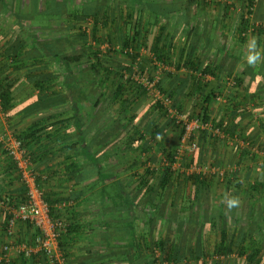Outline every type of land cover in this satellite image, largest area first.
<instances>
[{
    "label": "crops",
    "instance_id": "0c3cea01",
    "mask_svg": "<svg viewBox=\"0 0 264 264\" xmlns=\"http://www.w3.org/2000/svg\"><path fill=\"white\" fill-rule=\"evenodd\" d=\"M11 1L0 0V14L8 19L6 25L0 24V89L10 88L12 100L6 114L15 112L17 116L10 122L3 112L0 125L10 131H24L32 123L42 122L37 114L25 119L23 112L17 110L24 101L40 95L38 89L28 84L29 73L35 71V75L52 78L45 92L54 99L61 95L78 97L81 89L65 87V81L74 84L75 77L61 65L62 53L68 50H63L61 42L57 41L60 36L47 42L42 27H30L25 20L39 13H52L54 20L65 15L80 18L79 10L84 4L97 2L99 15L104 17V25L99 30L101 38L119 42L127 35L123 22L130 12L129 6L133 5L129 2L134 0H84L80 7L73 9L65 4L68 0H13L10 7ZM148 1L170 5L177 0ZM211 1L180 0L184 4L182 12L160 19L155 16L157 22L152 21L154 16L149 17L151 14L147 11L145 29L153 35H163L160 49L169 57L164 63H169L171 71L160 77V83L182 108L201 113L202 100L207 95H216L207 105L208 115L225 129L227 137L235 139V143L213 137V142L200 139V148L212 156L211 165L221 166L229 175L239 178L238 202L234 206L227 203L228 188L220 182L201 186L190 181L183 173L182 164L172 165L173 178L161 189L158 174L169 164L166 157L161 156L165 153L162 150H173L179 143L174 123L168 120L173 124V131L164 116L149 105L136 109L137 106H133L138 100H133L134 104L129 107L138 115L131 123L116 104L105 110L102 119L108 123V119L116 121L114 130L120 127L116 138L110 141L107 122H101L93 132L90 129L94 113L101 109L92 106L90 99L96 88L90 81L91 84L84 86V95L90 99L70 107L73 113L66 117L71 116V122L66 129L59 126V137L51 142L56 149L77 144V150L70 156L78 168L69 173L65 171V154L36 164L37 169L45 173L42 177L50 179L45 192L53 198L73 202L70 208L60 211L70 224L69 233L58 243L63 264H264V0H254L249 14L251 30L244 41L240 39L241 19L243 11L249 8V0ZM110 4L114 7H109ZM122 4L125 9L120 8ZM86 22L89 27L85 31L90 34L94 22L92 19ZM259 28H262L260 33ZM15 37L17 40L13 42ZM77 39V35L69 37L68 52L80 51L82 43ZM106 46L108 43L100 47L104 53ZM21 51L19 60H14L13 56L20 55ZM151 54L140 49V55L151 59ZM106 61V67L120 70L131 64L127 59ZM187 61L194 63V69L207 68L209 72L202 76L201 70L184 67ZM144 62L148 63L144 59L138 64L147 66ZM177 65L181 67L178 69ZM87 77H92L90 72ZM234 79L238 85L228 88ZM116 83L117 80H111L103 91L112 94ZM126 93L130 98L141 95L132 88ZM74 115L82 116L84 123L74 120ZM154 126L158 127V132L151 135ZM100 129L97 140L93 134ZM141 136H144L143 141H140ZM141 144L148 146L147 155L146 151L140 152ZM98 146L100 150L96 152ZM81 147L87 151L85 155L80 153ZM110 148L115 149L114 154L110 153ZM157 150H161L158 156ZM204 153L196 157L199 163L210 165L209 160L203 162ZM93 159L101 167L95 165ZM187 165L194 167L190 161ZM11 171L9 160L0 152V201L19 200L22 184ZM2 222L0 215V224ZM19 226L23 237L18 241H22L33 230L29 231L23 224ZM22 259L13 254L11 264H45L40 257Z\"/></svg>",
    "mask_w": 264,
    "mask_h": 264
},
{
    "label": "trees",
    "instance_id": "16d2710c",
    "mask_svg": "<svg viewBox=\"0 0 264 264\" xmlns=\"http://www.w3.org/2000/svg\"><path fill=\"white\" fill-rule=\"evenodd\" d=\"M205 1V0H204ZM248 1V0H247ZM212 2V1H211ZM10 7L13 5L14 1L12 0L9 2ZM129 14L126 20L123 22L124 26L126 29H128L127 35L124 40H121L120 45L118 43H115L113 39H109L104 41L100 34V26L104 25L103 19L104 17L99 15V10L100 6L96 3L88 4L85 5L79 10V13L81 14L80 18H77L79 22H86L87 19H92L93 20V28L91 33H87L82 27L79 30V34L77 35V42L82 43L80 51L73 53L71 52H63L62 55L63 57L61 58V65L65 67L66 69H69V71H72L74 78V84L69 83V81H65V87L69 90H72L74 87H78L80 89V93L78 97H75L74 95H71L69 98L64 97L61 95L60 97L51 98L47 91L49 90V86L51 85L52 78H49V76L43 77L41 75H35V71L32 73H29L28 75V84L32 85L35 89H38L40 92V95L31 97L30 99L24 101L17 110L22 111L25 119L35 117V114L41 117L42 122H34L30 126H28L24 131L14 129V134L22 140L23 146L26 149L28 155L31 158V161L33 163V166L36 170V172L39 175L38 178V184L39 186L45 190L48 189V184L50 179L47 177L44 179L42 177L43 174L37 169V165L39 162L43 163L44 161L52 158H59L61 157V154H65V159H66V165H65V171L68 173L70 171L76 170L77 164L74 161H71V156L70 153L73 151H76L78 148L77 144H71V145H64L61 147H53L51 142H53L54 139H57L59 135L57 134L58 132V127L61 126L63 128H67L69 123L71 122V116L66 117L73 113V110L70 108L75 105H82L81 102L83 101H88L90 99V96H85L84 95V86L88 84H93V88H96L94 96L90 99L92 101V106L96 109H99L96 113L93 115V121H92V126L90 129H92V132L95 131L98 127H100V124L102 122V119L105 116V110L107 108H111L115 106L116 104H119L121 110V114H126V116L129 118V122L132 123L133 120H136L138 115L133 114L129 109L130 106L134 104L133 100H138V103H135L136 109L144 104V100L141 99V96L144 97L146 96V92L138 85L131 81H125L123 79V72L124 71H129L130 67L134 64L135 61H137V58L139 57L140 54V49L144 48L148 52H151L154 54V56L157 57L158 60L162 62H167L169 57H166L164 54L161 53V43L163 42V35L161 34L160 36L153 35L152 33H149L148 30L145 29V24L147 23L148 19H145V16H149V14H146L147 11L150 12V16L152 17V21L157 22V19L155 16H159L160 18H165L170 15H176L180 12H182L184 4L180 2V0L175 1L173 4L166 5L163 1L158 2V1H143V0H134L129 2ZM206 3H208L206 1ZM254 3V0H249V8L247 9V13L251 14V7ZM197 4H200V1L197 2ZM210 4V3H209ZM136 11V12H135ZM150 20V18H149ZM249 25H250V19H247L245 15H242L241 19V26L243 27L241 33H240V39L241 41L245 40V37L242 36V34H246L247 31L249 30ZM21 31H23V25L21 26ZM262 30V28H259L257 30L259 33ZM82 41H81V40ZM17 40V37L14 38L15 42ZM19 40V39H18ZM12 42V43H13ZM91 42V44H90ZM22 43V42H21ZM108 43V49H106V52L104 53L100 47ZM116 47H120L118 50ZM125 49H132L133 54L127 55L129 60L131 61L130 65L127 66V69H122L120 68H111V67H106V60H119L118 57L119 55L123 54V51ZM50 53L51 50H50ZM71 53V54H70ZM22 51L20 52V55H14L13 59L14 60H19V57L22 55ZM58 55H55L57 57ZM31 58V57H30ZM25 63L27 62V59L24 58L23 60ZM181 65H177V68L179 69ZM186 68H196L194 66V63L192 61H187L184 65ZM88 69V70H87ZM198 70L200 74L203 76L206 73L209 72L207 68L203 69H194ZM88 72L92 75L91 78L87 77ZM32 74V75H31ZM86 78V79H85ZM72 79V78H71ZM111 80H117V85L116 88L113 89L112 94H107L103 90L107 89V86L105 85L111 83ZM91 81V82H90ZM64 82V83H65ZM234 87L238 85V81L234 79ZM92 86V85H91ZM161 86V83H160ZM83 87V88H82ZM1 88V87H0ZM136 89L137 93L141 94L138 95L139 98H130L127 96L128 90ZM8 87L0 89V99L2 101V110L5 112V115L8 118V121L13 122L15 116H17V113H8L6 114V110L10 107V102L12 100V97H10ZM166 93L173 97V95L169 94L167 91ZM57 95V94H56ZM71 98V99H70ZM216 95H207L202 101L204 105L202 106L201 109V115L197 117H201L205 121H212L215 126L220 127L222 129V132H225V129H223L220 125H217L216 123L211 120L210 116L208 115V107L207 105L211 102L212 99H216ZM71 100V103H70ZM159 105V104H158ZM157 107L159 108V106ZM162 109V107L160 108ZM126 110V111H125ZM163 111V110H162ZM72 115V114H71ZM164 116V115H163ZM192 118V117H191ZM108 119V118H107ZM52 120H56L55 123H53ZM74 120L78 121L80 124L84 123V118L82 116L74 115ZM105 120V119H104ZM109 123L105 120L102 123H106L108 126V129L110 130V141H112L114 138H116L117 134L120 132V127L117 130H114V124L117 122L112 121V119H108ZM52 121V123H51ZM155 129L152 131L151 135H154L158 131V127L154 126ZM224 130V131H223ZM56 132V133H55ZM100 132L101 129L93 134V138H98L100 137ZM227 132V131H226ZM60 133V132H59ZM84 136V135H83ZM144 140V136H141L140 141ZM49 142V143H48ZM47 143L48 145L44 146L43 144ZM115 148V147H113ZM111 150L110 148V153L114 154L115 149ZM200 148V145H199ZM202 148V147H201ZM198 149V156L203 155L204 151L202 149ZM177 148L175 147L173 150H171L167 155L166 159L168 161V166L161 168L160 173L158 174V178H161L160 182L158 183V186L161 187V189H164L171 181L174 175V170L172 169V165L175 163L174 155H175V150ZM80 153L83 155L86 154V150L84 147H81ZM100 150V147L98 146V149H96V152ZM120 150V149H119ZM114 151V152H112ZM143 151H147L146 147L141 144L140 145V152L143 153ZM0 152L5 155V157L9 160V165L12 167L11 175L16 176L19 178V173L15 167L14 162L11 160V158L6 154V152L2 149V146L0 145ZM95 155V153H94ZM92 162L97 165L98 167H101L100 163L95 161L94 159ZM40 163V165H41ZM199 163V160L198 162ZM170 165V166H169ZM217 166V165H216ZM116 168V167H114ZM113 168V169H114ZM111 169V168H110ZM176 172V171H175ZM188 178L190 181H193L196 185H213L216 184V182H220L219 184H224L228 188V197H227V203H231L233 206L235 203L238 202L239 200V193H240V187L241 183L239 181V178L236 176H231L227 174L226 178L224 181H217V179L206 177L200 174H193L191 176H185ZM84 180V179H82ZM143 185V184H142ZM45 198L50 204L51 208V214L55 215L58 214V216L62 217V214L60 212H57L55 210L54 206L56 203H59L62 201L60 197L58 198H53V195L45 192ZM3 200H11L13 202L21 203L26 200V188L22 186L19 190V200H14L12 198L8 199H3ZM133 198L131 199V201ZM2 214L3 216V223L4 227L7 225V220H8V215L7 212L3 211L0 209V215ZM29 231H32V227L29 225L27 226ZM70 231V227L68 228V231L66 234H64L60 240L66 236ZM38 230H35L33 232H30L31 238L29 239V244L33 242V237L34 234L38 233ZM161 247V246H160ZM37 257H40L42 259V262L45 264H50L48 259L43 255V253H39L37 255H34L32 260H36ZM24 259V257H22ZM22 259V260H23ZM162 261L164 259H161ZM24 261V260H23ZM11 264V262H10ZM15 264V263H12Z\"/></svg>",
    "mask_w": 264,
    "mask_h": 264
},
{
    "label": "built area",
    "instance_id": "2783aa9c",
    "mask_svg": "<svg viewBox=\"0 0 264 264\" xmlns=\"http://www.w3.org/2000/svg\"><path fill=\"white\" fill-rule=\"evenodd\" d=\"M243 14L247 19L250 18L246 11ZM251 24L249 30H251ZM247 31V33H248ZM247 33L242 34L247 37ZM109 46H106L108 49ZM118 50L120 47H116ZM123 53L127 56L133 54L132 49H125ZM152 56V57H151ZM154 64L159 72L168 70L170 67L164 62L159 61L154 54H151ZM137 61L131 66L130 71H124L122 76L125 81H131L140 86L147 95L151 96L164 110L166 118L174 123L179 134V146L174 155L175 163L186 154H193L199 149L200 136L208 134L212 137L227 139V142L235 143V139L227 137L221 128L215 126L212 121H205L201 117L189 118L181 113L174 101L160 86V74L147 77L140 72L139 62ZM235 82L233 81V86ZM4 116L2 110V101L0 99V118ZM246 146V143H244ZM0 145L6 154L14 162L19 173L20 182L26 188V200L21 203L11 200L0 201V209L7 212L8 220L5 235L8 239H14L16 229L20 224L31 226L32 230L39 232L34 234L33 242H6L0 251V264H10L11 255L32 259L34 255L43 253L50 264H63L64 259L59 255L58 243L60 238L67 233L70 224L58 214H51V206L45 198V191L38 184L39 175L36 172L30 156L20 140L13 131L6 130L0 134ZM248 146V145H247ZM181 165V164H180ZM179 167V165H178ZM186 176L200 174L206 177L224 181L228 172L220 166L203 165L199 167H191L183 171ZM72 201H60L54 208L57 212L70 208Z\"/></svg>",
    "mask_w": 264,
    "mask_h": 264
},
{
    "label": "rangeland",
    "instance_id": "374dc122",
    "mask_svg": "<svg viewBox=\"0 0 264 264\" xmlns=\"http://www.w3.org/2000/svg\"><path fill=\"white\" fill-rule=\"evenodd\" d=\"M69 2H65V4H67L68 3V6H69V8L70 9H73L74 7H80L81 6V1H83L84 2V0H68ZM213 1V0H212ZM210 3V2H209ZM28 4V3H27ZM83 4V3H82ZM29 5V4H28ZM110 6H112V7H114V5L113 4H110L109 5V7ZM8 7V6H7ZM116 8H117V6H116ZM121 9L122 8H124L125 9V4H122L121 5V7H120ZM111 9V8H110ZM119 9V8H118ZM112 10V9H111ZM117 12V11H116ZM52 14V13H51ZM51 14H44V13H39V14H35V16H33L32 18H30V19H27V20H25L26 21V24H29L28 26H30V27H32V26H40V27H42V30L44 31V39H45V41H47L48 42V40H50L51 41V39L53 38V37H56V36H60L59 38H60V40H57V41H59V42H61V47H62V49L64 50V49H66L67 48V50L69 51V46H71L70 44H71V42L69 41V37H71V36H75V35H78L79 34V30H80V28L82 27L84 30L85 29H88V23L87 22H79L78 21V19L77 18H70V17H68L67 15H65L64 17H61L60 19H56V20H54L52 17H51ZM250 20H251V18H249ZM7 18H5V15L4 14H0V24H2V25H4L5 23H7ZM254 21H255V19H253ZM6 25V24H5ZM88 26V27H87ZM7 27H9L8 26V24H7ZM0 34H1V32H0ZM250 36V35H249ZM81 40V39H80ZM76 41H78V40H76ZM82 41V40H81ZM121 40L119 39V42H120ZM115 43H118V41L117 42H115ZM119 45H120V43H118ZM125 58H124V57ZM258 57L260 58V54H258ZM118 59H120V60H125V59H127V60H129V58L123 53V54H121V55H119V57H118ZM137 59H139L140 61H142V60H144L145 59V61H147L148 63H145L144 62V64H146L147 66H144L143 64H139V68H140V72H141V74H143V75H145V76H147V77H151V76H153V75H155V74H160V76H161V78H162V76H165V75H168L170 72L168 71V70H164V71H161V72H159V70H158V68H157V66L154 64V62H153V60H152V58L151 59H149V57H147L146 55H140L139 54V57L137 58ZM130 61V60H129ZM160 61V60H159ZM169 64V63H168ZM168 64H166L167 66H169L170 67V69H171V66L170 65H168ZM171 71V70H170ZM228 83V82H227ZM162 87V86H161ZM228 88H230V89H233L234 88V86H233V81L231 80L230 82H229V86H227ZM163 90H164V88H162ZM165 91V90H164ZM166 92V91H165ZM173 99H174V101H175V103H176V105H177V107H178V109H179V111L181 112V113H183L184 115H186L187 117H189V118H194V117H197V116H199V115H201L200 113H197L198 111H190L189 109L187 110V109H185L184 108V106H183V108L180 106V103H179V101H177V99L173 96L172 97ZM141 99H143L144 100V104H143V106H147V105H149L150 106V108H152V107H154L159 113H160V116L161 117H163V115H164V118L166 119V123H168L167 124V126H170L171 128V130L173 129V127H172V125L173 124H171V122L170 121H168V119L166 118V114H165V112H164V110H163V108L162 109H160L161 108V106H159L158 105V103L156 102V101H154V99L151 97V96H149V95H146V96H144V97H142L141 96ZM157 105L159 106V108L157 107ZM163 110V111H162ZM144 113V112H143ZM3 127V125H0V127ZM176 127V126H175ZM178 129V127H176V129H175V131L178 133V134H180V131L179 130H177ZM7 129L5 128V127H3V129H0V134L1 133H3V132H5ZM173 131H174V129H173ZM166 133H168V130H166ZM169 134V133H168ZM162 135H165L164 133L162 134ZM168 139V138H167ZM200 139H205V140H209V141H212V139H214L212 136H210V135H208V134H202L201 136H200ZM213 142V141H212ZM157 144V143H156ZM158 146V145H157ZM178 146H179V143L177 144V146H176V148H178ZM146 147V146H145ZM155 147H156V145H155ZM209 147H211V144H210V146ZM148 148V146L146 147V149ZM151 148V147H150ZM200 149V148H199ZM172 150V148H170L169 149V151H166V148H164V150H162V152H165V153H163V155H161V156H165L166 157V155H167V153L166 152H170ZM177 150V149H176ZM176 150H175V152H176ZM161 152V150H157V153H156V156H158V154ZM200 154V153H199ZM198 154V151H196L195 153H193L192 155L190 154H186L184 157H182L179 161H178V164L177 165H180V164H182L183 166L181 167L182 169H184L185 168V170H187V169H190V167H189V165H187L186 166V164L187 163H189V161L191 162V164H193V166L194 167H199V166H203L204 164L202 163V162H200V163H197L198 162V159L199 158H197L196 157V155H199ZM146 155H147V151H146ZM204 155H205V160H203V162L205 161V163L209 160L210 162L208 163V164H212V156L210 155V157H209V155H208V151H207V153H206V151H205V153H204ZM207 158V159H206ZM157 161H158V158H157ZM183 162V163H182ZM184 163H185V166H184ZM156 164H158V165H160L159 163H156ZM229 164V163H228ZM227 165V164H226ZM162 166H160V168H161ZM184 167V168H183ZM221 167V166H220ZM227 167V166H226ZM164 168V167H163ZM223 168V167H222ZM177 169H179V171H180V168H177ZM184 173V172H183ZM185 174V173H184ZM2 201V200H1ZM1 217H2V214H1ZM2 224V225H1ZM0 225V234H2L1 236H0V251H1V248H2V246L6 243V242H8V241H10V239H7V237H6V240H3V238L5 239V230H6V227H4V223L2 222ZM19 228H17L16 229V234H15V238L14 239H16L15 240V242H29V239L31 238V236H30V233L29 234H26L25 236H24V239L22 240V241H18L19 240V238L21 239L22 237H23V231L21 230V227L20 226H18ZM26 228V227H25ZM13 239V240H14ZM12 240V239H11ZM14 242V241H13ZM13 255V254H12Z\"/></svg>",
    "mask_w": 264,
    "mask_h": 264
}]
</instances>
